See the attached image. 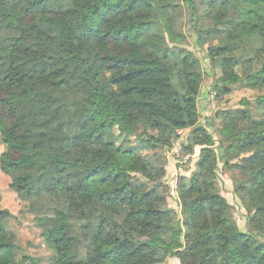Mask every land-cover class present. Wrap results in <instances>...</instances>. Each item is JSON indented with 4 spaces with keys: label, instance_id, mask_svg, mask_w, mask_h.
Segmentation results:
<instances>
[{
    "label": "trees",
    "instance_id": "1",
    "mask_svg": "<svg viewBox=\"0 0 264 264\" xmlns=\"http://www.w3.org/2000/svg\"><path fill=\"white\" fill-rule=\"evenodd\" d=\"M183 2L198 44L216 43L207 55L218 90L264 89V0H205L202 15ZM250 45L246 64L260 67L239 73ZM188 47L168 0H0V170L35 215L51 264H264V243L239 229L218 191L204 127L194 130L199 171L181 177V215L168 207L160 154L199 116ZM257 103L218 113L232 144L220 161L264 236V95ZM12 217L0 208V264H39L17 257Z\"/></svg>",
    "mask_w": 264,
    "mask_h": 264
},
{
    "label": "rangeland",
    "instance_id": "2",
    "mask_svg": "<svg viewBox=\"0 0 264 264\" xmlns=\"http://www.w3.org/2000/svg\"><path fill=\"white\" fill-rule=\"evenodd\" d=\"M168 1L174 30L176 33L186 37L189 45L188 48L193 51L199 61V71L202 78L197 102L199 114L197 124L191 129L180 130L173 143V148L160 154L164 158L161 161V163H164V179L169 186L166 192L168 207L181 215V177L193 178L199 171L198 165L204 157L205 153H202V149L205 147L199 146L197 142L193 141L195 137H200L194 130L199 126L204 127L215 141V145L210 148L208 154L218 164V191L233 207V217L239 229L245 234L255 235L259 242L264 243V236L258 235L252 229L249 213L242 205L240 199L234 194V178H236L237 173L235 170L230 171L225 169L223 163L220 161L225 148H232V144H226L224 135L220 133L222 118L218 116V113L222 110L242 109L243 106L241 104L243 101L249 103L250 108H257V100L264 95V89H260V87L249 88L242 83L234 86L232 88L233 92L230 95L224 96L215 86L221 72L213 68L210 58L207 55L208 47L213 44L216 45V43L208 42L204 47L198 44L199 27L192 21L191 8H188L183 0ZM193 1L198 9V14L202 15L206 9L205 0ZM242 55L244 57L243 61L255 59L257 56V48L254 45H250L242 51ZM246 63L247 61L244 62L243 68L238 69L239 73H244L249 70L254 71V69L256 70L260 67V63H255L254 69H252ZM115 133L118 135V130ZM135 139L136 137H133V141ZM117 143L121 144V141ZM4 153L5 146L2 143L0 134V157ZM235 157H239V154H236ZM10 181V177L2 175L0 172V208L10 211L13 215L12 218L5 221V227L9 230L16 246L19 248L17 250V257L19 259L33 257L39 261V264H51L53 253L42 237V230L35 220V215L29 212L28 203L17 193L9 189ZM83 253H86V250H83ZM160 264L182 263L176 256H169Z\"/></svg>",
    "mask_w": 264,
    "mask_h": 264
},
{
    "label": "crops",
    "instance_id": "3",
    "mask_svg": "<svg viewBox=\"0 0 264 264\" xmlns=\"http://www.w3.org/2000/svg\"><path fill=\"white\" fill-rule=\"evenodd\" d=\"M0 172H1V170H0ZM1 174L4 175L2 172H1ZM4 176H5V175H4Z\"/></svg>",
    "mask_w": 264,
    "mask_h": 264
}]
</instances>
